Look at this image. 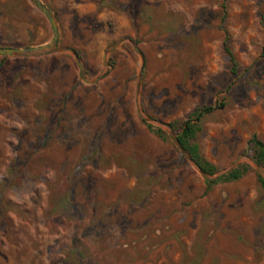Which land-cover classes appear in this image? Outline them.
Returning <instances> with one entry per match:
<instances>
[{"label":"rangeland","instance_id":"374dc122","mask_svg":"<svg viewBox=\"0 0 264 264\" xmlns=\"http://www.w3.org/2000/svg\"><path fill=\"white\" fill-rule=\"evenodd\" d=\"M41 1L69 51L0 55V264H264V0ZM52 35L0 0V47ZM207 105L201 154L250 164L209 191L169 127Z\"/></svg>","mask_w":264,"mask_h":264},{"label":"trees","instance_id":"16d2710c","mask_svg":"<svg viewBox=\"0 0 264 264\" xmlns=\"http://www.w3.org/2000/svg\"><path fill=\"white\" fill-rule=\"evenodd\" d=\"M264 18V16H263ZM225 51L229 54L232 63V71H236V60L231 52L229 45V36L226 33L224 40ZM262 56L264 57V45L262 48ZM224 105L221 103L220 106ZM217 106V107H220ZM216 108L213 105H207L203 107L196 108L188 117L183 125H177L175 123H170L169 127L176 133H178V140L185 149V151L192 157L195 163L208 175L213 176L218 172L217 167L207 160L200 152L199 145L195 141L196 135L201 128V121L203 117L211 113ZM148 127L154 131L159 136L166 138L167 134L163 128L154 126L152 123L147 122ZM248 155L253 157L256 162L264 168V141L253 135L248 141L247 147ZM250 169V164L246 162L239 163L238 166L232 171L218 177L215 180H206L207 189L211 190L216 184L221 182L236 181L240 179L247 171ZM259 181L264 188V177L259 174Z\"/></svg>","mask_w":264,"mask_h":264},{"label":"water","instance_id":"95a60500","mask_svg":"<svg viewBox=\"0 0 264 264\" xmlns=\"http://www.w3.org/2000/svg\"><path fill=\"white\" fill-rule=\"evenodd\" d=\"M34 4L36 5V7L44 14V16L50 21V23L52 24V28H53V35L51 40L46 43V44H42L39 46H33V47H26V48H13V47H0V55H15V56H37V55H42V54H47L49 52H63V51H69L68 48H64V47H60L58 44V40H59V23H58V19L55 16V14L41 1V0H33ZM74 53V52H73ZM74 55L76 56L77 59H79V56L74 53ZM174 138L176 140V144L178 145V147L181 149V151L185 154H188L185 149L183 148V146L181 145L180 141L178 140V135H174ZM189 155V154H188ZM189 158L195 162L192 157L189 155ZM257 166H259V164L252 160ZM196 164V163H195ZM239 164V160H237L234 164H232V166H230L228 169L214 175V176H210L208 174H206L197 164V167L199 169V171L207 178L210 180H215L218 177L232 171L233 169H235L237 167V165ZM263 177H264V171H263Z\"/></svg>","mask_w":264,"mask_h":264}]
</instances>
